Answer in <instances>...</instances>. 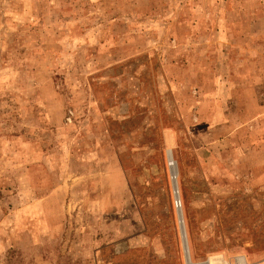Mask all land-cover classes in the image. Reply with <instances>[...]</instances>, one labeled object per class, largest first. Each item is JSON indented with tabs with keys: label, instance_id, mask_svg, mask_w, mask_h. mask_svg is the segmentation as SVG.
Masks as SVG:
<instances>
[{
	"label": "rangeland",
	"instance_id": "obj_1",
	"mask_svg": "<svg viewBox=\"0 0 264 264\" xmlns=\"http://www.w3.org/2000/svg\"><path fill=\"white\" fill-rule=\"evenodd\" d=\"M179 209L264 264V0H0V264H187Z\"/></svg>",
	"mask_w": 264,
	"mask_h": 264
},
{
	"label": "bare ground",
	"instance_id": "obj_2",
	"mask_svg": "<svg viewBox=\"0 0 264 264\" xmlns=\"http://www.w3.org/2000/svg\"><path fill=\"white\" fill-rule=\"evenodd\" d=\"M169 159L173 162H171L173 165H172V171H173V174L174 175H176V174H178L177 173V167H176V164H175V162H174V159H173V153L170 151L169 152ZM176 180L177 179H174V186H175V189L177 188V182H176ZM178 181V180H177ZM179 217H180V220H181V232H182V234H183V239H184V242H185V225L183 224V222H182V219H183V215H182V212H181V210L179 209ZM185 235V236H184ZM183 239H182V241H183ZM186 239H187V237H186ZM187 244H188V242H187ZM188 250H189V246H188ZM191 259V258H190ZM215 259H216V256H210L209 257V260H208V262H207V264H215ZM221 259V258H220ZM223 262V261H222ZM237 262H238V264H250L248 261H247V259L245 258V256H240L239 258H238V260H237ZM217 263H220V261L219 262H217ZM190 264H193L192 262H190Z\"/></svg>",
	"mask_w": 264,
	"mask_h": 264
},
{
	"label": "water",
	"instance_id": "obj_3",
	"mask_svg": "<svg viewBox=\"0 0 264 264\" xmlns=\"http://www.w3.org/2000/svg\"><path fill=\"white\" fill-rule=\"evenodd\" d=\"M168 160H169V156H168ZM170 161V160H169ZM185 231V230H184ZM181 235H182V239H183V234L181 232ZM186 235V234H185ZM184 235V236H185ZM183 246H184V251H185V256H186V261H187V264H190L191 262V259H190V255H189V250H188V244H187V239H186V236H185V242H184V239H183Z\"/></svg>",
	"mask_w": 264,
	"mask_h": 264
},
{
	"label": "crops",
	"instance_id": "obj_4",
	"mask_svg": "<svg viewBox=\"0 0 264 264\" xmlns=\"http://www.w3.org/2000/svg\"><path fill=\"white\" fill-rule=\"evenodd\" d=\"M244 255H245V254H244ZM238 256H240V255H238ZM238 256H236L234 260H233V259L228 260V259H226L225 257H224L223 259H224L225 264H238V262H237V258H238ZM245 256H246V255H245ZM246 257H247V256H246ZM246 257H245V258H246ZM246 259H248L247 261L250 262V264L253 263V262H251V261L249 260L248 257H247ZM208 260H209V259H208ZM208 260L206 261V264H207ZM230 261H231V262H230ZM218 262H219V261H218ZM218 264H223V263L220 261V263H218Z\"/></svg>",
	"mask_w": 264,
	"mask_h": 264
},
{
	"label": "built area",
	"instance_id": "obj_5",
	"mask_svg": "<svg viewBox=\"0 0 264 264\" xmlns=\"http://www.w3.org/2000/svg\"><path fill=\"white\" fill-rule=\"evenodd\" d=\"M169 164H170V167H171L172 163L170 161H169ZM173 178H174V176H173L172 171H171V179H172V181H173ZM174 192H175V190H174ZM175 197H176V195H175ZM180 205H181V202L178 201L177 198H175V206H176V208H178Z\"/></svg>",
	"mask_w": 264,
	"mask_h": 264
}]
</instances>
